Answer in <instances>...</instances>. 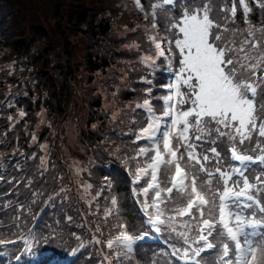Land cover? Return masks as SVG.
Wrapping results in <instances>:
<instances>
[{
    "label": "snow or ice",
    "instance_id": "obj_1",
    "mask_svg": "<svg viewBox=\"0 0 264 264\" xmlns=\"http://www.w3.org/2000/svg\"><path fill=\"white\" fill-rule=\"evenodd\" d=\"M131 7L142 24L127 47L143 68L133 81L144 87L126 85L135 102L106 116L127 126L122 136L113 130L106 149L127 167L107 170L95 191L92 172L77 166L70 176L83 194H69L35 130L25 144L13 141L28 122L17 107L23 85L0 98V153L8 143L14 149L0 163V186H11L0 193L7 197L0 201V264L41 257L61 264L42 250L55 239L90 254L88 264H139L144 242L161 236L170 249L164 264H264V0H131ZM15 70L14 61L7 75ZM124 181L136 185L140 232L123 220L118 197L107 195ZM37 197V211L54 209L59 218L49 224L29 215Z\"/></svg>",
    "mask_w": 264,
    "mask_h": 264
},
{
    "label": "trees",
    "instance_id": "obj_2",
    "mask_svg": "<svg viewBox=\"0 0 264 264\" xmlns=\"http://www.w3.org/2000/svg\"><path fill=\"white\" fill-rule=\"evenodd\" d=\"M140 24L142 19L131 7V0H0V98L23 85L19 89L20 95L16 96L20 101L17 107L22 106L28 112L27 126L13 137V141L25 144L26 135L35 130L39 142L49 145L47 155L57 165L54 171L71 185L70 195L83 194L77 191V178L70 176L74 167L89 168L93 191L105 183L107 170L127 167L118 155L106 151L109 142L115 139L113 130L122 136L127 126H118L106 116L111 111L119 113L123 105L135 102L136 95L125 91L126 85L138 89L144 87L133 81L143 68L136 66L137 61L133 58L136 53L127 47L130 38L136 35L131 29ZM14 61L16 70L9 76L7 67ZM121 76L123 79H119ZM160 78L158 73L157 79ZM114 88L115 96L112 95ZM24 92L27 96L22 95ZM37 113L42 115L38 117ZM38 120L44 122L36 126ZM3 126V117H0V127ZM69 132L82 157L71 154L65 139ZM35 147L33 143L28 151ZM13 150L12 144L8 143L5 151L0 153V163L10 161ZM62 167L68 173L61 171ZM52 186L49 180L45 189ZM10 187L8 184L0 186V193ZM135 187L127 181L114 183L107 195L118 197L123 220L140 232L143 227L133 200L132 189ZM21 193L27 195L23 186ZM4 199L7 197L0 196V201ZM40 200V197L36 198L28 214L34 212L51 224L53 219L59 218V212L47 207L37 211L41 208ZM77 206L86 210L82 201ZM87 237L88 233L84 232V238ZM70 243L55 239L43 245L42 250L59 256L61 264H88L91 255L68 251ZM144 244L140 251L143 259L139 264H151L152 261L164 264L165 253L170 249L163 236L160 240L148 239ZM49 258L41 257L37 263L46 264Z\"/></svg>",
    "mask_w": 264,
    "mask_h": 264
},
{
    "label": "rangeland",
    "instance_id": "obj_3",
    "mask_svg": "<svg viewBox=\"0 0 264 264\" xmlns=\"http://www.w3.org/2000/svg\"><path fill=\"white\" fill-rule=\"evenodd\" d=\"M66 141L68 142V148L71 151V154L75 157H82L83 154L80 152L78 146L76 144L73 143V134L71 132H69L66 135Z\"/></svg>",
    "mask_w": 264,
    "mask_h": 264
}]
</instances>
